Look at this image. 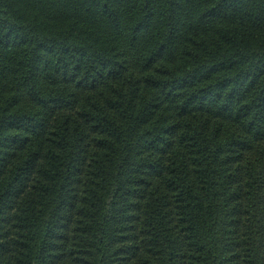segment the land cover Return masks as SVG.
<instances>
[{
  "label": "trees",
  "instance_id": "16d2710c",
  "mask_svg": "<svg viewBox=\"0 0 264 264\" xmlns=\"http://www.w3.org/2000/svg\"><path fill=\"white\" fill-rule=\"evenodd\" d=\"M0 264H264V0H0Z\"/></svg>",
  "mask_w": 264,
  "mask_h": 264
}]
</instances>
